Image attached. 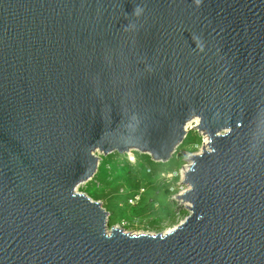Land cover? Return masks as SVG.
Here are the masks:
<instances>
[{"label": "water", "instance_id": "obj_1", "mask_svg": "<svg viewBox=\"0 0 264 264\" xmlns=\"http://www.w3.org/2000/svg\"><path fill=\"white\" fill-rule=\"evenodd\" d=\"M194 119L185 220L110 228L99 154ZM0 264H264V0H0Z\"/></svg>", "mask_w": 264, "mask_h": 264}, {"label": "rangeland", "instance_id": "obj_2", "mask_svg": "<svg viewBox=\"0 0 264 264\" xmlns=\"http://www.w3.org/2000/svg\"><path fill=\"white\" fill-rule=\"evenodd\" d=\"M196 122L194 119L189 124L184 142L165 163L138 151L133 155L98 153L102 159L96 176L81 184L78 191L102 202L110 212V228L119 226L134 233L173 229L189 214L185 206L174 200L176 194L187 189L181 183L189 163L187 153L199 152L205 141V136L193 129Z\"/></svg>", "mask_w": 264, "mask_h": 264}, {"label": "bare ground", "instance_id": "obj_3", "mask_svg": "<svg viewBox=\"0 0 264 264\" xmlns=\"http://www.w3.org/2000/svg\"><path fill=\"white\" fill-rule=\"evenodd\" d=\"M195 120H197V119H195ZM196 123H197V122H196ZM206 141H207V137H206ZM206 141H205V142H206ZM186 168H187V167H186ZM186 168H184V170H183V174H184ZM183 174H182V175H183Z\"/></svg>", "mask_w": 264, "mask_h": 264}, {"label": "built area", "instance_id": "obj_4", "mask_svg": "<svg viewBox=\"0 0 264 264\" xmlns=\"http://www.w3.org/2000/svg\"><path fill=\"white\" fill-rule=\"evenodd\" d=\"M205 141H206V137H205ZM132 158H133V157H132ZM186 167H187V165H186ZM186 167H185V168H186Z\"/></svg>", "mask_w": 264, "mask_h": 264}, {"label": "trees", "instance_id": "obj_5", "mask_svg": "<svg viewBox=\"0 0 264 264\" xmlns=\"http://www.w3.org/2000/svg\"><path fill=\"white\" fill-rule=\"evenodd\" d=\"M122 167H124V168H125V165H124V166H122Z\"/></svg>", "mask_w": 264, "mask_h": 264}]
</instances>
